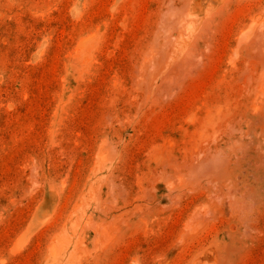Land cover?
Returning <instances> with one entry per match:
<instances>
[{
  "label": "rangeland",
  "instance_id": "rangeland-1",
  "mask_svg": "<svg viewBox=\"0 0 264 264\" xmlns=\"http://www.w3.org/2000/svg\"><path fill=\"white\" fill-rule=\"evenodd\" d=\"M0 264H264V0H0Z\"/></svg>",
  "mask_w": 264,
  "mask_h": 264
}]
</instances>
